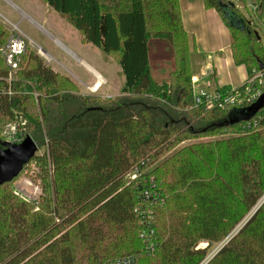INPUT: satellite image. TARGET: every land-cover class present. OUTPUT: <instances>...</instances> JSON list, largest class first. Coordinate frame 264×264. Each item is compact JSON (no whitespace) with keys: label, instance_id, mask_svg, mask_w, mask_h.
Masks as SVG:
<instances>
[{"label":"trees","instance_id":"1","mask_svg":"<svg viewBox=\"0 0 264 264\" xmlns=\"http://www.w3.org/2000/svg\"><path fill=\"white\" fill-rule=\"evenodd\" d=\"M42 1L115 52L124 83L100 99L29 48L16 70L0 56V150L27 136L43 149L28 162L36 199H21L14 178L0 184V264H264V106L235 121L256 100L194 105L179 0H81L74 13L70 0ZM202 1L229 29L234 63L262 67L264 36L229 0ZM8 36L0 22V46ZM154 41L172 57L160 80Z\"/></svg>","mask_w":264,"mask_h":264},{"label":"rangeland","instance_id":"2","mask_svg":"<svg viewBox=\"0 0 264 264\" xmlns=\"http://www.w3.org/2000/svg\"><path fill=\"white\" fill-rule=\"evenodd\" d=\"M9 1L16 7L14 9L6 0H0V22L5 18L9 22L17 23L19 30L27 38V47L36 52L45 64L71 79L82 94L95 95L100 99L113 98L121 94L124 77L117 60L114 59L117 55L115 52L106 54L84 41L71 22L47 6L42 0ZM70 3L73 13L81 7V0H70ZM262 18L264 19V15ZM53 38L59 41L63 47L68 48L74 56ZM164 47V43L161 41H154L150 46V71L153 78L158 80L166 78L172 69V57ZM38 49L42 50L45 56L38 53ZM197 52L200 50L197 49ZM75 56L103 77H101L102 83L99 81L93 90L90 88L97 83L96 78L80 65ZM204 56L198 57L194 55V51H191L192 73L198 72L199 66H196V61L199 62ZM42 153L43 149L38 148L36 155ZM39 184L38 167L35 162L24 166L23 170L11 182L14 191L20 192L21 195L29 198L28 200L36 199L39 196L41 191ZM21 195L18 194L21 199L27 200ZM204 245L200 244L201 247ZM213 251L212 249L210 252Z\"/></svg>","mask_w":264,"mask_h":264},{"label":"crops","instance_id":"3","mask_svg":"<svg viewBox=\"0 0 264 264\" xmlns=\"http://www.w3.org/2000/svg\"><path fill=\"white\" fill-rule=\"evenodd\" d=\"M6 2L10 3L9 0ZM10 4L15 9L16 6ZM179 7L182 25L190 42V53L194 51V55L198 57L205 55L199 62L196 61V66H199V69L191 76L197 80L196 87L213 91L222 87L240 86L248 74L244 65H237L233 61L230 49L231 34L218 12L205 8L202 0H179ZM55 41L60 44L59 41ZM63 48L74 56L68 48ZM197 49L200 52H197ZM75 59L80 65H87L76 56ZM89 73L91 74V72ZM96 73L98 74V72ZM91 75L93 76V74Z\"/></svg>","mask_w":264,"mask_h":264},{"label":"built area","instance_id":"4","mask_svg":"<svg viewBox=\"0 0 264 264\" xmlns=\"http://www.w3.org/2000/svg\"><path fill=\"white\" fill-rule=\"evenodd\" d=\"M229 1L249 21L253 29L264 36V19L262 17L258 18V0ZM2 24L8 30L9 36L6 42L0 46V56L10 70H16L20 57L24 54L26 48H28L27 38L19 30L17 23L9 22L4 18ZM38 53L43 55L40 49H38ZM209 73H211V70H209ZM191 82L195 106H203L206 110H210L212 108L224 109L235 105H243L257 100L263 94L264 65L259 69H253L240 86L230 87L227 90L206 91L196 87L197 80L194 77H191ZM256 123L254 121V124ZM11 130H14V126L11 127ZM16 193L21 195L20 192ZM24 199L28 200L29 198L24 197Z\"/></svg>","mask_w":264,"mask_h":264},{"label":"water","instance_id":"5","mask_svg":"<svg viewBox=\"0 0 264 264\" xmlns=\"http://www.w3.org/2000/svg\"><path fill=\"white\" fill-rule=\"evenodd\" d=\"M230 5H233V3H230ZM225 16L231 24L240 25V20L234 18L231 14L225 13ZM41 53L45 54L42 50ZM262 106H264V93L251 106L240 113H235L234 120H248ZM37 149L36 143L27 136L19 143L7 145L5 149L0 150V184L15 178L23 166L36 154Z\"/></svg>","mask_w":264,"mask_h":264},{"label":"bare ground","instance_id":"6","mask_svg":"<svg viewBox=\"0 0 264 264\" xmlns=\"http://www.w3.org/2000/svg\"><path fill=\"white\" fill-rule=\"evenodd\" d=\"M45 56V55H44ZM81 64H83V63H81ZM83 66H85V68L89 71V72H91V74H93V76L96 78V80H97V83L95 84V85H93V87L92 88H90L91 90H93L98 84H99V81H100V83H102V81H101V77L102 76H100L99 74H97L96 72L97 71H95V70H93V69H91L89 66H87V65H84L83 64Z\"/></svg>","mask_w":264,"mask_h":264}]
</instances>
